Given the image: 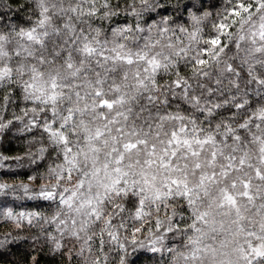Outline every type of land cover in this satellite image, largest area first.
Instances as JSON below:
<instances>
[{
  "label": "clouds",
  "instance_id": "clouds-1",
  "mask_svg": "<svg viewBox=\"0 0 264 264\" xmlns=\"http://www.w3.org/2000/svg\"><path fill=\"white\" fill-rule=\"evenodd\" d=\"M262 25V0H0V69L7 70L0 96L10 101L7 111L0 105V144L17 146L11 156L0 151V171L20 174L0 176L7 186L0 189V201L40 214L31 225L17 227L0 213V264H32L25 252L43 257L41 264H264V257L248 252L245 259L237 251L246 248L243 236L231 241L223 232L202 241L201 247L215 248V254L201 251L193 258V208L175 194L152 199L153 187L167 190L170 175L186 174L196 184L202 173H214L215 195L241 177H254L257 168L264 170ZM86 45L92 54H85ZM53 82L63 93L55 118L87 105L76 114L75 134L68 129L74 150L84 144L81 120L90 129H105L95 153L101 169L114 147L137 145L125 153L128 174L115 189L105 187L111 180L103 170L93 176L92 160L81 158L70 179L58 181L49 172L62 162V151H53L42 127L31 122L42 125L53 117V106L39 91L47 94ZM105 100L111 109L103 106ZM42 146L51 157H41ZM148 160L154 161L151 167ZM162 160L177 171L161 167ZM142 172L151 184L145 185ZM24 174L34 179L25 180ZM42 191L54 196L43 198ZM73 192L76 197L63 202ZM89 199L94 203L82 206ZM261 203L258 197L257 206ZM207 204L201 197L198 206ZM141 207L145 215L138 219ZM173 211L169 222L166 215ZM257 211L248 207L255 220ZM157 218L163 221L159 229ZM137 227L141 231L133 237ZM110 232L118 234L119 243Z\"/></svg>",
  "mask_w": 264,
  "mask_h": 264
},
{
  "label": "snow or ice",
  "instance_id": "snow-or-ice-1",
  "mask_svg": "<svg viewBox=\"0 0 264 264\" xmlns=\"http://www.w3.org/2000/svg\"><path fill=\"white\" fill-rule=\"evenodd\" d=\"M264 3V0H262ZM239 7L247 12L249 9L244 5L240 4ZM233 15L241 16V12L234 11ZM222 29L225 28V25L220 26ZM264 28V25H262ZM31 38L32 33H28ZM261 36H264V31L261 32ZM213 45L220 44L219 40H213L211 42ZM85 54H92L94 49L90 45H86L84 48ZM6 69H0V78H2L6 74ZM59 85L55 82L51 84V91L45 94L43 89H40V94L44 98V102L53 106V117L48 121L42 122L38 124L37 121L33 120L31 125L34 127H42L43 134L47 137L48 142L51 145H54L53 151L56 148H60L62 151V156H59L58 159L62 162L56 163L54 162V167L49 169V172L53 174L56 179L62 180L64 177L71 178V174L73 170L79 167L81 158L85 160H92L93 162V176H98L99 173L103 170L107 176H109L111 183L105 185V187L109 189H115L116 185L119 184L120 178L127 175L128 172L123 167V161L125 158V153L131 152L132 150L137 148V145L134 143H125L123 145V150L121 151L119 148L114 147L112 149L113 158L105 161L102 166H96V157L95 153L99 151L97 146V141H99L105 135V129L103 127H97L96 129H90L86 122L81 120L79 122V126L83 133L84 144L79 149L74 150L71 146L72 138L68 132V129L71 127L72 133L75 134L76 127L74 126V121L76 120V114L83 113L86 110L87 105H85L84 109H81L79 105L74 108H69L66 110L65 114L59 117V119L55 118V108L54 106L63 96L62 91L59 90ZM100 93L97 92V95ZM0 105H2L5 110L10 107L9 97L0 96ZM103 106L111 109L112 104L107 100L103 101ZM15 126V125H13ZM7 135L5 136V140H7ZM179 143V141H177ZM188 142L185 141V144ZM193 155L196 153L193 152ZM11 156L10 154H6ZM47 155L51 157L52 153L48 151L47 147H41V157ZM175 155V152L172 153ZM241 164H243V158H241ZM154 163L152 160L146 161V164L151 167ZM131 167V165L129 166ZM161 167L170 169V171L175 172L177 169L170 168L169 162L161 161ZM200 165L197 164L196 168H199ZM114 174V175H113ZM141 175L144 177L145 185L151 184L152 181H149L148 174L146 172H142ZM223 176H227V171L222 172ZM4 176L16 179L20 176L19 173L15 172H4ZM23 179L31 181L34 179L30 174H24ZM154 179V178H153ZM253 179L260 181L261 183H253ZM218 183L216 179V175L202 173L200 175L199 181L196 184H192L186 177L181 178L177 175H170L166 178L165 187L166 191L161 190L160 188L153 187L152 190V199L159 201L161 199H169L175 194L176 196L182 197L187 201L188 205L193 208L194 218L192 220L191 228L194 230L196 235L191 237V243L193 245L192 256L195 258L197 254L201 251L208 252L211 250L212 254H215L216 249L211 248L210 246L201 247L202 241L209 238L212 233L223 232L231 237V241L238 240L241 236L244 237L246 248L244 246H240L237 251L241 254L243 258H247L248 252L256 255L257 257H264V203H261L257 206L256 201L258 197L264 199L261 196L262 188H264V170L257 168L253 176H244L241 177L238 181H233L230 186H225L222 188H218L215 195H212L210 189L211 187ZM84 182L81 181L79 187H83ZM7 186L4 184H0V189H5ZM27 188V185H25ZM41 197L50 199L54 196V192L52 191H42L40 193ZM77 193L73 192L72 196L68 198L67 201H63L65 203H70L71 200L76 197ZM201 197L208 198V204L206 207H199L198 202ZM94 202L89 199L82 201L83 205L91 206ZM141 206L144 203L143 198L140 201ZM251 206L253 208L258 207V211L256 215L259 217V220H255L253 217L248 214V207ZM95 212L96 209L93 208ZM0 213L5 214L10 221L14 222L17 227H20L22 224L31 225L33 221V217H38L39 212H18L14 208L9 207L7 201H0ZM137 218L141 219L143 215H145L143 211V207L136 213ZM175 215L174 211L172 215H166V218L169 222L172 221L173 216ZM227 218V219H225ZM163 221L159 218L155 221V226L157 229L161 227ZM249 224L253 226L252 230H249ZM198 225H202L203 227H199ZM141 231L140 227H137L133 230V237H135L136 233ZM169 231H171V223L169 224ZM114 243H119V237L117 233L110 232ZM229 240L224 241V243L231 242ZM135 242V241H133ZM152 243H157V238H153ZM60 245L57 244L56 247ZM122 246V245H121ZM24 259L27 262L31 260L32 264H41V257L35 255L32 252H25ZM3 257L0 256V259Z\"/></svg>",
  "mask_w": 264,
  "mask_h": 264
},
{
  "label": "trees",
  "instance_id": "trees-1",
  "mask_svg": "<svg viewBox=\"0 0 264 264\" xmlns=\"http://www.w3.org/2000/svg\"><path fill=\"white\" fill-rule=\"evenodd\" d=\"M0 151H3L5 154H10V155H14L17 151V146L12 143V142H9L7 145H4V144H0ZM0 176H4V172L3 171H0ZM19 246H15V248H18ZM14 248V250H15ZM43 258V257H41Z\"/></svg>",
  "mask_w": 264,
  "mask_h": 264
}]
</instances>
